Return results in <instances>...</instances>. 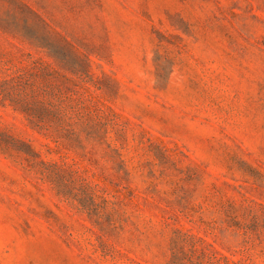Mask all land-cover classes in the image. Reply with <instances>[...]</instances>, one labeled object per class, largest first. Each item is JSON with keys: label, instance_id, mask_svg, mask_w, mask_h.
I'll use <instances>...</instances> for the list:
<instances>
[{"label": "rangeland", "instance_id": "rangeland-1", "mask_svg": "<svg viewBox=\"0 0 264 264\" xmlns=\"http://www.w3.org/2000/svg\"><path fill=\"white\" fill-rule=\"evenodd\" d=\"M0 264H264V0H0Z\"/></svg>", "mask_w": 264, "mask_h": 264}]
</instances>
